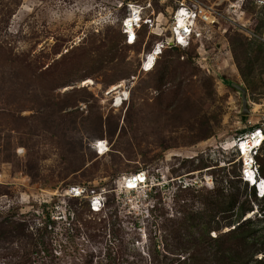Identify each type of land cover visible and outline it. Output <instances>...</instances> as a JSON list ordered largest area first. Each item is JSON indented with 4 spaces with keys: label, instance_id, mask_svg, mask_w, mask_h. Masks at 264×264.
Listing matches in <instances>:
<instances>
[{
    "label": "rangeland",
    "instance_id": "rangeland-1",
    "mask_svg": "<svg viewBox=\"0 0 264 264\" xmlns=\"http://www.w3.org/2000/svg\"><path fill=\"white\" fill-rule=\"evenodd\" d=\"M181 1L0 0V264H264V196L225 148L264 132V0H186L220 22L167 46ZM253 151L262 178L264 140ZM140 170L146 183L126 190Z\"/></svg>",
    "mask_w": 264,
    "mask_h": 264
},
{
    "label": "bare ground",
    "instance_id": "bare-ground-1",
    "mask_svg": "<svg viewBox=\"0 0 264 264\" xmlns=\"http://www.w3.org/2000/svg\"><path fill=\"white\" fill-rule=\"evenodd\" d=\"M129 7H130V10H129L130 12L127 14V16H125L122 19V26L123 28H125L123 32L125 33L126 40L129 42H132L135 40V29L134 28L136 25H139L137 23L139 22L140 17H139V11L133 8L134 7L133 5H129ZM173 15H174L173 23L170 29L172 30L173 35L176 33L179 36L178 40L176 41L178 46H186L187 41L186 39L183 38L182 35H180L181 33L179 32V29H184V27L189 22L186 9L178 8L177 11L173 12ZM161 47L162 45L158 43L154 45L148 52H144L142 54L143 56L142 57V69L143 70H149L153 67L155 63L154 60L157 57L156 55L161 52ZM84 84H94V82L91 78H87L84 80ZM122 84H123V81L112 84L107 90V95L112 94L113 98H115V103L113 104V106H120L121 105L120 101L123 99V96L124 97L127 96V91L122 90ZM252 104H254V106L258 105L256 103H252ZM257 128H254L252 131L246 132L245 134L241 135L238 138L229 139V141L225 145V148L226 149H230L233 147L237 148L238 155H239L238 159L242 160L241 169H242L243 179L246 182H248L249 185L256 186L259 196H264V177L259 178L257 174L255 173L256 170L254 168V165L251 164V162L254 161V158L252 156V154L254 153L253 150L257 147H260L264 140V132L262 128L261 127H257ZM100 148L102 149L101 152L103 151L106 152L108 149L105 142L103 141L100 143ZM134 174L136 175L135 178H133L132 175L130 176L129 179L125 177L124 183L126 187L137 189L139 187L138 182L140 181L142 182L144 180V173H139V175H137L136 173ZM71 192H73L71 194L72 196L81 195L80 189L76 190V188H74ZM66 193L70 194L69 192H66ZM95 198L97 197H92L91 199L95 201L94 203L96 204V206H94L93 209L96 210L97 208L98 209L100 208L101 204Z\"/></svg>",
    "mask_w": 264,
    "mask_h": 264
},
{
    "label": "built area",
    "instance_id": "built-area-1",
    "mask_svg": "<svg viewBox=\"0 0 264 264\" xmlns=\"http://www.w3.org/2000/svg\"><path fill=\"white\" fill-rule=\"evenodd\" d=\"M263 3H264V1H263ZM149 5H151V4L149 3ZM178 8H185L187 15H188L189 22L184 27V29H179V32L181 33L180 35H182L183 38L186 39L187 45H189L193 41L202 40L203 37L205 36V33H208L213 26H215L217 23L220 22L221 14L213 6H209V5H206V4L198 2V1H193L191 3H188L186 0H182L180 2V5ZM178 8L176 9V11L178 10ZM234 10H238V12L243 13L242 8H236ZM139 17H140V19H139L138 23L140 26V25H142V23H141L142 18L140 16V12H139ZM149 21H150V19L146 20V22H149ZM137 26L138 25H136V27ZM123 29L125 30V28H123ZM150 32L155 33L159 36H161L163 33L160 31H153L152 28L150 29ZM135 33H136V31H135ZM178 37L179 36L176 33L173 35V43H172L173 46H175V45L178 46V44L176 42L178 40ZM166 39H167V37H166ZM135 40H136V34H135ZM135 40L133 42H131L130 44L134 43ZM161 40L164 41L165 39H159L157 41V43H159ZM164 42H165V45H167V46L171 45V44H168V42L166 40ZM161 45H162V47H164V44H161ZM126 97L123 96V99L120 101V104H122V102L126 100ZM111 99L113 101L112 102V105H113L115 103V98H113V96H112ZM102 141H104V140H99V141L95 142V144H94V149L98 152V154H102L103 152H105V151L101 152L102 149L100 148V143ZM105 144H107L106 141H105ZM135 173L137 175H139V173H144V180L142 182L141 181L138 182V185H140L141 183H146V180H147V172L146 171L140 170V171L135 172ZM131 175L133 178L136 177V175L134 173H132ZM130 176H128L127 178L129 179ZM125 189L126 190H134V188L126 187V186H125Z\"/></svg>",
    "mask_w": 264,
    "mask_h": 264
},
{
    "label": "water",
    "instance_id": "water-1",
    "mask_svg": "<svg viewBox=\"0 0 264 264\" xmlns=\"http://www.w3.org/2000/svg\"><path fill=\"white\" fill-rule=\"evenodd\" d=\"M171 43H173L172 30H171L169 44H171ZM229 84L231 86H233L238 91V93H239V95L241 97V111L242 112L249 111L248 99H247V88L244 85L239 84V83H237L235 81H229Z\"/></svg>",
    "mask_w": 264,
    "mask_h": 264
},
{
    "label": "trees",
    "instance_id": "trees-1",
    "mask_svg": "<svg viewBox=\"0 0 264 264\" xmlns=\"http://www.w3.org/2000/svg\"><path fill=\"white\" fill-rule=\"evenodd\" d=\"M233 48L234 49H240L242 52L247 53V48L245 47V43H243L241 40L235 39L233 41ZM248 60V57H247ZM250 62V61H249ZM138 172V171H137Z\"/></svg>",
    "mask_w": 264,
    "mask_h": 264
},
{
    "label": "clouds",
    "instance_id": "clouds-1",
    "mask_svg": "<svg viewBox=\"0 0 264 264\" xmlns=\"http://www.w3.org/2000/svg\"><path fill=\"white\" fill-rule=\"evenodd\" d=\"M254 162V161H253ZM253 162H251V164L253 165Z\"/></svg>",
    "mask_w": 264,
    "mask_h": 264
}]
</instances>
